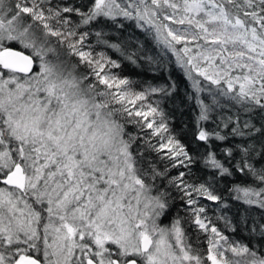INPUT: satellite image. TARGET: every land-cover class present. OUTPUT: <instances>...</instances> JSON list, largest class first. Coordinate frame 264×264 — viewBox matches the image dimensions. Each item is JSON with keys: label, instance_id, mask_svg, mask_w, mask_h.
I'll return each instance as SVG.
<instances>
[{"label": "snow or ice", "instance_id": "6c2138e0", "mask_svg": "<svg viewBox=\"0 0 264 264\" xmlns=\"http://www.w3.org/2000/svg\"><path fill=\"white\" fill-rule=\"evenodd\" d=\"M0 264H264V0H0Z\"/></svg>", "mask_w": 264, "mask_h": 264}, {"label": "trees", "instance_id": "16d2710c", "mask_svg": "<svg viewBox=\"0 0 264 264\" xmlns=\"http://www.w3.org/2000/svg\"><path fill=\"white\" fill-rule=\"evenodd\" d=\"M127 71H128L130 74H132V77H133L134 79H135V78H138V77L136 76L137 73H141V72H142L141 69H137V68L130 67V66L127 68Z\"/></svg>", "mask_w": 264, "mask_h": 264}]
</instances>
